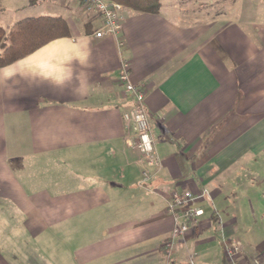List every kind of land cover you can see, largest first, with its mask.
<instances>
[{"label":"crops","instance_id":"crops-1","mask_svg":"<svg viewBox=\"0 0 264 264\" xmlns=\"http://www.w3.org/2000/svg\"><path fill=\"white\" fill-rule=\"evenodd\" d=\"M161 3L121 8L119 46L81 0H0L9 30L52 15L71 31L0 68V264H264V22L251 0ZM124 62L158 165L127 134ZM204 189L168 256L171 193Z\"/></svg>","mask_w":264,"mask_h":264},{"label":"built area","instance_id":"built-area-1","mask_svg":"<svg viewBox=\"0 0 264 264\" xmlns=\"http://www.w3.org/2000/svg\"><path fill=\"white\" fill-rule=\"evenodd\" d=\"M81 1L86 9L102 16L103 24L96 32V36L111 35L117 37L119 46H123L124 39L120 37V10L122 6L108 0ZM120 81L123 83L126 93L131 96V100H129L123 113L127 134L136 136L137 141L134 146L143 154L147 164L149 166L158 165L160 158L146 109V93L142 87L134 85L131 81L128 62L123 63ZM145 175L148 176L149 173L146 171ZM207 193L206 189L199 194H194L190 190H174L171 193L168 210L174 217L175 226L171 236L165 242V250L168 256L173 253L175 239L189 231L191 227L199 224L204 216L205 209L198 206L197 203L203 200ZM226 250L230 256H233L239 252L240 246L234 240L226 245Z\"/></svg>","mask_w":264,"mask_h":264},{"label":"trees","instance_id":"trees-1","mask_svg":"<svg viewBox=\"0 0 264 264\" xmlns=\"http://www.w3.org/2000/svg\"><path fill=\"white\" fill-rule=\"evenodd\" d=\"M140 13L156 14L161 0H108ZM71 35L62 16L42 15L16 21L7 32L0 24V68L31 54L52 40Z\"/></svg>","mask_w":264,"mask_h":264},{"label":"rangeland","instance_id":"rangeland-1","mask_svg":"<svg viewBox=\"0 0 264 264\" xmlns=\"http://www.w3.org/2000/svg\"><path fill=\"white\" fill-rule=\"evenodd\" d=\"M19 1H21V2H23V1H26V0H18V2ZM222 1V3H227V5L225 4V6H219L218 7V9H219V11H225L228 7H229V5L231 4L230 2H231V0H221ZM251 2H253L252 3V7H253V4H255V6H254V10H256L254 13H252L253 15V17L254 18H256V19H258V20H260V21H263L264 22V0H251ZM44 7H41V9H40V6L39 7H36L35 8V6L33 7H31L29 10H28V12H25V13H22V14H31V15H38V14H42V12H53V11H48V10H50L49 8L47 9V8H45V9H43ZM85 8V7H84ZM86 9V8H85ZM41 10V11H40ZM44 10H46V11H44ZM87 11H89V12H92V11H90V10H88V9H86ZM0 16H1V14H0ZM17 16H19V14L17 15ZM15 18H18V17H15ZM3 26H4V28H5V31H6V34H7V32H8V30L9 29H7L8 27V25H7V23H4L3 24ZM208 191V190H207ZM201 201V200H200ZM200 201H198V202H200ZM198 205V204H197ZM188 232V231H187ZM239 244V246H240V243H238Z\"/></svg>","mask_w":264,"mask_h":264}]
</instances>
